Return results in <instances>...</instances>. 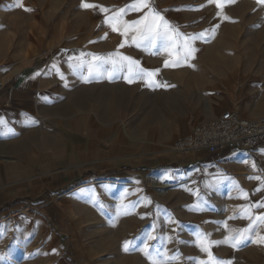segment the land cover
<instances>
[{
  "label": "rangeland",
  "instance_id": "1",
  "mask_svg": "<svg viewBox=\"0 0 264 264\" xmlns=\"http://www.w3.org/2000/svg\"><path fill=\"white\" fill-rule=\"evenodd\" d=\"M77 2L22 0L17 6V0H0V61L17 59L26 50L32 23L50 27L78 23L86 28L77 32L93 34L97 23L107 28L106 21L119 9H130L135 0H102L109 11L100 15L89 11V17L82 15ZM150 4L174 23L175 34L169 42L158 38L154 46L143 42L145 52H176L172 40L185 38L195 49L192 54L202 57L201 68L219 86L232 85L234 93L218 94L220 109L212 108L209 120L224 112L246 119L264 117V24L235 19L264 4L257 0H233L221 8L211 0ZM149 11L128 10L120 22L144 20ZM206 16L214 20L200 24ZM123 38L140 39L129 29ZM186 97L185 105L193 111L190 100L200 93ZM70 123L47 127L53 130L50 134L32 129L6 135L14 140L0 138V264H264L256 221L243 213L252 199L242 190L233 195L229 185L194 172L226 151L215 156L178 154L172 149L175 140L193 130L184 131L181 125ZM32 132L53 140L17 142ZM106 171L118 173L89 175ZM234 178L237 183L239 174ZM243 230H250L245 232L249 238L233 246L228 238ZM126 241L131 242L127 250Z\"/></svg>",
  "mask_w": 264,
  "mask_h": 264
},
{
  "label": "crops",
  "instance_id": "2",
  "mask_svg": "<svg viewBox=\"0 0 264 264\" xmlns=\"http://www.w3.org/2000/svg\"><path fill=\"white\" fill-rule=\"evenodd\" d=\"M85 2L105 8L102 0H78L82 15L89 17V11L96 15L103 13L99 8H84ZM235 19L263 25L264 6L243 12L241 18ZM177 20L181 22L179 17ZM213 20L206 16L199 23ZM114 23L117 31L109 24L101 28L97 23L92 28H97L93 34L88 30L77 32L86 26L72 22L53 27L30 25L26 50L17 59L0 61V80L5 82L0 95V118L7 122L0 125L1 139L14 140L6 135L32 129H44L50 134L53 130H45L47 127L71 126L70 121H150L152 125H181L186 131L209 120L212 108L220 109L219 93H227L226 97L234 93L227 82L219 89L211 73L201 68L202 57L192 54L185 59V38L172 40L177 43L176 52L147 53L143 50V42L147 41L124 39L119 32L123 23ZM60 45H64L63 49H59ZM122 57H129L136 64ZM141 69L155 74L141 78L138 75ZM191 86L193 90H187ZM188 93H200V97L190 100L193 111L185 105ZM215 114L214 117L220 115ZM52 138L32 132L18 137L17 142L33 139L47 144ZM207 165L201 164L194 172L206 175V180L215 184L229 185L233 195L241 190L247 193L252 200L243 211L244 217L264 216V144L251 153L227 150L221 157L210 159ZM238 174L236 183L234 177ZM255 221L258 237H264V224Z\"/></svg>",
  "mask_w": 264,
  "mask_h": 264
},
{
  "label": "built area",
  "instance_id": "3",
  "mask_svg": "<svg viewBox=\"0 0 264 264\" xmlns=\"http://www.w3.org/2000/svg\"><path fill=\"white\" fill-rule=\"evenodd\" d=\"M3 85L0 84V91ZM217 135L225 136L219 139ZM228 136V137H227ZM264 144V117L246 119L236 112H224L196 126L188 135L178 137L172 149L180 155L215 156L227 150L254 151Z\"/></svg>",
  "mask_w": 264,
  "mask_h": 264
},
{
  "label": "snow or ice",
  "instance_id": "4",
  "mask_svg": "<svg viewBox=\"0 0 264 264\" xmlns=\"http://www.w3.org/2000/svg\"><path fill=\"white\" fill-rule=\"evenodd\" d=\"M211 2L215 3L218 8H221L226 3H232L233 0H211ZM258 3L264 4V0H257ZM22 5V0H17V6ZM82 6L84 8H99L102 12L109 11L108 9L102 8L97 5H93L90 3H83ZM144 9H149V14L144 17V20H138L131 22L130 24L128 22H123V29L120 34L126 35L127 30L131 29L132 31L136 32L139 38L143 41H147L149 45L155 44L156 40L158 38H165L170 39L172 35L174 34V30L172 26L164 19V17L157 11L153 10L150 4V0H135V3H133L130 6V9H119L116 12V15L110 17L106 22L109 24L110 27H112L113 31H117V28L115 26L114 21L120 22L122 21V14L126 13L128 10L132 11H142ZM25 11H31V9H24ZM147 21V23H145ZM143 25V27H141ZM203 35V34H202ZM197 37H193L192 39H196ZM174 43V41H173ZM139 46V45H138ZM184 51V57L185 59L192 55V53L195 51L194 48H192L188 43H185L183 46ZM94 59H99L97 57H94ZM123 60H129L131 64H136L135 61H131L129 57H122ZM168 62H165V67H168ZM155 73L153 72H147L145 73L143 69L140 70L138 75H140L141 78H143L145 75L151 77ZM6 121L0 118V125H6ZM250 221L251 220H257L259 223L264 224V216H258V217H252V216H246ZM245 232H250V230H243L237 233L234 237H229L228 239L231 240L232 245L236 246L239 245L242 241L248 239V236H245ZM253 242H256L253 240ZM260 242L264 243V237H260ZM131 242L126 241L125 242V250L128 249V246ZM202 250H207L204 248L203 245H201ZM2 259V257H0ZM216 264H227V262L224 261H217Z\"/></svg>",
  "mask_w": 264,
  "mask_h": 264
},
{
  "label": "trees",
  "instance_id": "5",
  "mask_svg": "<svg viewBox=\"0 0 264 264\" xmlns=\"http://www.w3.org/2000/svg\"><path fill=\"white\" fill-rule=\"evenodd\" d=\"M118 172L117 171H106V172H99L96 174L97 177H104V176H108V175H113V174H117ZM89 175H92L91 173H89ZM3 211L0 210V214L2 213Z\"/></svg>",
  "mask_w": 264,
  "mask_h": 264
},
{
  "label": "bare ground",
  "instance_id": "6",
  "mask_svg": "<svg viewBox=\"0 0 264 264\" xmlns=\"http://www.w3.org/2000/svg\"><path fill=\"white\" fill-rule=\"evenodd\" d=\"M73 118V117H72ZM34 135V134H33ZM36 135V134H35ZM217 137L219 138V139H223V138H225V136H222V135H217ZM228 137V136H227ZM57 139V138H56ZM31 140H33V139H31ZM29 141V140H28ZM53 147V146H52ZM19 149V148H18ZM4 159V158H3ZM239 162V161H238Z\"/></svg>",
  "mask_w": 264,
  "mask_h": 264
}]
</instances>
